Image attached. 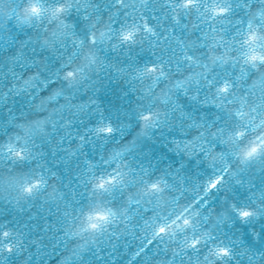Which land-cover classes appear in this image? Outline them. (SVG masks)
Masks as SVG:
<instances>
[{"label":"water","instance_id":"obj_1","mask_svg":"<svg viewBox=\"0 0 264 264\" xmlns=\"http://www.w3.org/2000/svg\"><path fill=\"white\" fill-rule=\"evenodd\" d=\"M246 2L185 10L180 0H0V264H264V159H237L232 138L245 121L228 101L243 89L218 90L240 74L235 60L216 57L242 59ZM221 5L232 6L228 17H216ZM46 28L55 32L49 44ZM93 36L88 66L65 87L62 65ZM117 174L109 192L95 189ZM152 179L167 185L163 204L142 193L141 203L126 202ZM188 203L200 213L189 238L202 237L199 248L185 251L183 236L149 245L160 214ZM98 208L118 218L81 231ZM248 209L254 215L241 217ZM221 247L231 256L212 254Z\"/></svg>","mask_w":264,"mask_h":264},{"label":"snow or ice","instance_id":"obj_2","mask_svg":"<svg viewBox=\"0 0 264 264\" xmlns=\"http://www.w3.org/2000/svg\"><path fill=\"white\" fill-rule=\"evenodd\" d=\"M123 0H121V3ZM200 0H180L185 10H189L199 5ZM242 6L246 10V17L240 18V24L244 27L242 34V40L240 42V56L242 59H237L234 56L220 55L216 57V60L221 61L224 64H228L230 60H235L241 65L240 74H237L235 81H225L219 86V92L228 95L235 96V90L237 88L243 89L239 96L235 98V101H228V103H237L238 106L234 109V115L238 120L245 121L243 127H241L233 136V142L236 145L237 159L244 163H251L257 159H264V138L256 137L254 139L245 140L247 136V129H255L257 126L264 127V72L261 71L264 68V0H251L246 2ZM30 11L33 14H38L41 9L37 4H33L30 7ZM232 11V6H218L214 9L216 17H228ZM177 22H179L177 18ZM146 29L152 32L151 25H146ZM154 34V33H153ZM101 36L104 33L100 34ZM135 32H127L123 35V39L133 40ZM95 39V36H93ZM190 58V57H189ZM94 59V58H93ZM252 71H249V70ZM149 71L156 72L155 65L150 66ZM69 76L75 77V73H69ZM150 117H145L149 119ZM101 131L111 133L113 129L107 127ZM20 158H24L22 151L16 153ZM223 177L218 178L215 182H212L210 187H216ZM121 181L120 174L109 176L107 178H100L95 184V189L100 192H106L109 186H114ZM39 182L35 186H27L25 191L32 193L34 187L38 188ZM157 185H152L151 189L154 191ZM241 217L247 219L254 212L251 209L244 210L239 213ZM118 218L117 212L114 209H96L90 211L83 223L81 231L83 232H97L102 228L104 224H107L114 219ZM8 235L7 232L4 233ZM165 232L161 231L158 227L154 233V239H149L148 244L151 245L155 242V239H159L164 236ZM202 237H193L185 244V251L199 248L202 243ZM11 251V246L8 248ZM146 250V249H144ZM218 259L225 256H231L229 248L221 247L215 250L213 253Z\"/></svg>","mask_w":264,"mask_h":264},{"label":"clouds","instance_id":"obj_3","mask_svg":"<svg viewBox=\"0 0 264 264\" xmlns=\"http://www.w3.org/2000/svg\"><path fill=\"white\" fill-rule=\"evenodd\" d=\"M34 4H37L39 8L41 9V11L36 15L42 16L43 8L41 7L39 3H34ZM68 11H69V6L67 4H61L56 9V13L61 16H63V14H65ZM49 23H51V21ZM45 32L47 33V35L43 37V41L45 44H49L51 42V38L55 35V32L54 30L49 29V28H46ZM127 41H132V40H127ZM98 42L99 41L96 36H95V39L91 37L89 41V46L87 48H84V51L80 53L79 59L73 60L70 57L69 60L62 65L63 72H62L61 80L63 81L65 87H71L72 82L76 80L78 75L84 71L85 67L88 66L87 62L90 58L91 51L93 47L97 45ZM83 45H84V41L81 40L79 46L83 47ZM75 55L76 53L74 52L73 56ZM249 71H252V70L250 69ZM261 71L264 72V68H262ZM70 72L75 73V77L69 76ZM36 75H40V74L37 73ZM51 82L58 83L57 81H51ZM54 92L55 90H53V94ZM241 127L236 129V131L234 132V135ZM256 137L264 138V127L257 126L255 127V129H252V128L247 129V136L245 137V140L254 139ZM20 159L22 160V158ZM152 185H157V188L154 191L150 190ZM216 187L212 189H215ZM109 191H110V188L106 192H109ZM137 193H142L144 197H147L148 204H151L154 199L160 201L163 204L164 200L166 198H169L167 185L161 179H152L150 181H147L146 185H141L139 187L129 189L128 195L125 198L126 202L128 204L141 203V201L134 199V196ZM108 209H112V208H108ZM194 209H195V203L176 204L174 208L167 211V214L161 213L157 228L159 227L161 231L165 232V235L162 237L169 238V239H175L179 236H183L185 240H189V238L192 237L195 230L199 226L200 213H199V210H194ZM145 211H151V208L146 207ZM114 221L115 219L107 224H104L102 228L98 230L97 232L101 231L105 226L113 223Z\"/></svg>","mask_w":264,"mask_h":264}]
</instances>
